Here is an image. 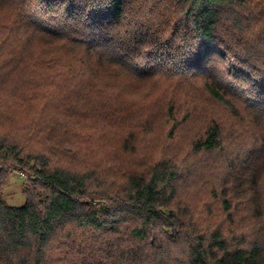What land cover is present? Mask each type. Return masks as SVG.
<instances>
[{"label": "trees", "instance_id": "obj_1", "mask_svg": "<svg viewBox=\"0 0 264 264\" xmlns=\"http://www.w3.org/2000/svg\"><path fill=\"white\" fill-rule=\"evenodd\" d=\"M125 74L254 125L236 151L217 121L183 135L171 95L163 125L141 114L101 140L152 155L101 177L91 140L122 121ZM17 168L0 264H264V0H0V188Z\"/></svg>", "mask_w": 264, "mask_h": 264}, {"label": "rangeland", "instance_id": "obj_2", "mask_svg": "<svg viewBox=\"0 0 264 264\" xmlns=\"http://www.w3.org/2000/svg\"><path fill=\"white\" fill-rule=\"evenodd\" d=\"M134 19V17H133ZM151 28L146 27V31L150 32L153 31L154 35L156 34L154 28L150 25ZM125 73V72H123ZM125 76V77H124ZM129 77L130 82L133 83V86L126 87L125 90L122 89V121H119V126L113 127V129L110 131L104 130V132H100V135L98 134V139H92L91 144H98L97 150L99 152H102L104 155V163L106 164V167L104 168L105 164L101 163L99 164L98 173L101 177H117L115 174L117 173V168L126 169L127 167H132L131 165L139 158V155L142 154L151 156L152 154H148V150H142V147L136 149L137 152L131 153L130 151L123 152L122 155H119L117 151L113 152L110 150H115L118 146L117 142L111 138L110 141V147L104 148L103 147V140L105 137H109L111 135L116 134L112 137L117 136L118 133H122L127 130L128 125H132L137 121V118L142 114V117H147L149 120L153 119L154 122H159L161 125L162 120L165 119L164 117V99L170 98V96L174 95L175 92L167 91L164 96L163 91L166 90L163 86L165 83L162 80L158 79V76H152V77H141V76H135V75H123L122 76V83L124 82L125 78ZM174 84L178 83V88L181 94H176L171 99L175 104H179L182 108V110L185 112L191 113V115L188 116V122L183 123L181 127H179L180 133L183 135H193L198 133H203V131L207 128V126L214 121H217L221 125L222 129V140L223 144H226V146H231L232 149L234 145L231 143L234 142V138L238 137V135L242 132H247L248 128L247 126L253 127L254 123L252 121L247 122V112L245 109L242 108V105L240 104V99H238L239 102H237L239 105H241V108L243 109V115L244 120H246V123L241 118H236L230 115L227 107L216 101L213 97L209 96L204 90L198 89V91H194L193 94L190 96L192 98L186 97V89L183 84L175 80V78H172L171 80ZM238 82V81H237ZM184 92V93H182ZM189 95V94H188ZM187 95V96H188ZM144 115V116H143ZM183 116V115H179ZM166 123V122H165ZM170 125V124H169ZM102 138L99 140V137ZM231 144V145H227ZM123 147V145H122ZM237 149H235L236 151ZM208 155V156H207ZM206 158H203L202 162L206 165V162H208L209 159H216L215 154H207ZM69 159H74L75 156L72 154H68ZM80 157V156H79ZM64 159H67L64 157ZM76 159V158H75ZM22 169H15L7 179V182L4 187L0 188V197L5 199L7 202H9L12 205H22L25 203L26 198L24 194V189L27 186V173L23 170L24 176H22L21 173ZM123 171V170H122ZM111 174V175H110Z\"/></svg>", "mask_w": 264, "mask_h": 264}, {"label": "built area", "instance_id": "obj_3", "mask_svg": "<svg viewBox=\"0 0 264 264\" xmlns=\"http://www.w3.org/2000/svg\"><path fill=\"white\" fill-rule=\"evenodd\" d=\"M22 176H24V172L23 171H21V173H20Z\"/></svg>", "mask_w": 264, "mask_h": 264}]
</instances>
